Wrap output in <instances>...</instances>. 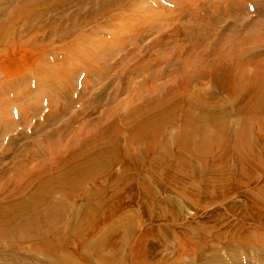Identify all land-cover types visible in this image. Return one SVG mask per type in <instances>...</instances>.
<instances>
[{"label":"bare ground","instance_id":"6f19581e","mask_svg":"<svg viewBox=\"0 0 264 264\" xmlns=\"http://www.w3.org/2000/svg\"><path fill=\"white\" fill-rule=\"evenodd\" d=\"M14 1L7 0L9 4ZM184 1L183 7H166V13L182 9L188 24L180 25V32L171 37L179 43L165 52L176 56L158 71H151L152 56L157 47L166 44H162L161 37L154 40V31H159L154 30L158 19L151 9L138 11L144 7L141 0H18L9 17L0 19V46L5 44L9 50L17 37L30 34L18 41L35 44L69 37L73 44L68 52L65 49L66 53L79 60L86 77L92 76L104 86L85 107V113L88 109L100 113L80 124L78 135L82 140L68 159L55 166L42 162L35 171L22 164L10 168L16 186L8 193L10 200L0 201V264H17L13 255L21 250L41 255L44 264H69L59 254L72 238L92 231L104 198L92 192L78 209L67 199L81 191L85 182L94 183L104 177L109 180L112 176L126 187L133 185L151 205L158 199L154 178L166 181L169 189L172 184L180 186L173 192L182 201L194 206H198L194 198L213 203L204 218L209 214V219L216 218L220 223L225 211L239 216V222L252 221V233L264 239V15L258 13L260 16L249 23L247 32L237 35L231 30V35L212 39L203 47L212 28L215 30L229 17L232 0ZM222 2L227 7L223 17L211 11L212 18L197 20L205 7L215 10ZM241 2L234 4L239 6ZM242 10L248 11L249 5ZM19 14L23 15L20 27L8 32L10 24L21 17ZM239 17L232 18L233 24L240 21ZM115 20L121 21L115 24ZM110 26L117 31L106 44L109 54L101 52L102 38L91 39V33H80ZM179 33L183 35L181 40ZM6 38L10 42L4 43ZM112 44L116 52L122 53L110 62ZM146 58L150 60L145 66L151 72L143 69L145 75L138 81L142 73L136 65L145 64ZM2 65L0 62L1 70ZM165 78L167 81L155 85L156 79ZM45 82L39 85L52 87V83ZM116 166L121 170L115 173ZM157 169L162 172L159 176ZM3 184L7 191L11 183L4 177ZM233 194L245 203L235 202ZM163 205L164 209L168 205L173 208L170 201ZM163 211L161 216L165 218ZM171 213L178 218L176 212ZM114 232L111 230L95 245L105 244ZM132 232L129 226L126 234ZM242 232L235 231L230 240L222 232L215 240L230 252L239 244L244 245L243 249L263 250L247 238L251 233ZM185 236L190 245H185L187 251L201 246L194 237ZM199 238L205 242L204 236ZM26 256L32 264H41L34 255Z\"/></svg>","mask_w":264,"mask_h":264},{"label":"rangeland","instance_id":"374dc122","mask_svg":"<svg viewBox=\"0 0 264 264\" xmlns=\"http://www.w3.org/2000/svg\"><path fill=\"white\" fill-rule=\"evenodd\" d=\"M17 1L9 4L7 0H0V10L2 9L0 19L5 20L9 17V14L13 12V7L16 8ZM141 1L144 7L139 8L138 11L151 9L157 16L158 21L155 20L154 30L159 31H154V40L161 37L162 44H166L157 47L152 56L154 64L151 71H158L164 68L169 58H175L176 55L172 52L166 53L165 51L176 42L179 43L177 39L174 40L171 37L175 32H180V25L188 24L182 14V9H169L166 13V7L173 4L183 7L185 1ZM236 1L242 0H232L229 17L220 25L215 26V30L209 28L211 36L209 40L203 41V47L210 44L209 41L212 39L231 35V30L237 35L247 32L249 23L260 16L257 14L264 15V0H243L239 6L234 4ZM154 2L157 5L153 4ZM256 2H259L258 7ZM247 4L249 10L241 11L244 6L247 7ZM219 5L221 7L215 10L211 9V6L205 7V11L200 12L197 20L212 18L210 16L212 13L223 17L227 7L223 2ZM237 15L241 16L238 18L240 21L233 24L232 18ZM20 16L16 22L10 24L8 32L20 27L23 15ZM120 21L115 20V24H119ZM114 26L98 30L92 27L80 33L87 36L91 33V39L102 38L99 46L101 52L105 51L109 54L106 44L111 42L112 33L117 31ZM41 33L42 31L38 35ZM30 36L32 34L19 39L17 37L11 43L9 50L5 44L0 46V62H3L2 70L0 69V201L10 200L8 193L16 186L12 182L13 172L11 171L13 169H10L11 167L22 164L30 171H35L38 169L36 166L42 162L47 166H55L60 161L68 159L77 143L82 140V136L78 135L80 124L88 118H96L100 113V110L91 113L89 109L85 113L86 106L92 103L94 97L101 93L104 86L97 80L95 82L92 76L86 77L83 74L85 68L79 60L74 56L71 57L70 52L66 53L65 49L67 48L68 52L70 45L73 44L70 38L63 37L51 42L46 39L35 44H23L18 41ZM182 37L183 35L179 33L180 40ZM128 38L131 39V37ZM8 42L10 41L6 38L4 43ZM88 42L83 44L87 46ZM112 45L110 62L119 59L122 53L116 52L118 49L116 50L115 44ZM130 47H126L127 50ZM165 58L166 60L162 61ZM148 60L150 59L146 58L145 64V61L137 63L139 74L144 72L143 69H146L147 73L151 72L145 66ZM144 75L145 73H142L137 80L140 81ZM41 81H47L53 85L51 88L42 87L39 85ZM164 81H167V78L156 79L155 85ZM63 88L64 92L61 93ZM170 130L173 131L175 128H170ZM9 169L10 171L7 172ZM120 170V167L116 166L113 172ZM20 172L22 173V169ZM155 173L158 176L162 174L158 169ZM4 177L11 183L7 191L3 190ZM112 180L114 176L109 180L106 177L100 178L94 183L87 181L81 191L67 199L68 204L78 209L85 203V196L91 195L92 192H97L100 197L104 198V203L95 215L92 231L86 236L82 234L72 238L67 247L62 250L63 252L59 254L69 264H264V239L252 233L249 226L253 223L252 221L239 222L237 221L239 216L229 215L225 211L222 212L223 221L220 223L216 222V218L209 219V214L207 218H204L213 209L211 206L213 203H208L203 199L197 201L194 198L192 200L198 206L191 205L182 201L173 192L180 186L172 184L169 189L166 181L159 182L156 178H154V190L158 199L154 205L148 204L142 193L136 191L133 185L129 184L126 187L119 181L110 182ZM231 198L237 203H245L242 197L235 194ZM165 201L172 202L173 208L171 209V205H168L170 209L168 207L164 209ZM162 208L165 210V218L161 216L164 212ZM171 211L176 212L177 219L173 218ZM129 226L133 227L130 235L126 234ZM222 226L224 229H220ZM111 230L115 232L108 237L105 244L95 245L106 235L109 236L108 233ZM235 231L251 233L252 238L250 236L247 238L252 239L263 250L244 247L245 250L247 249L245 251L244 245L239 244L236 250L230 252L223 246L224 244L215 240V236L222 232H225L230 240L235 235ZM185 234L201 242V246L196 251H187L185 245H190L186 243ZM200 235L204 236L205 242L200 240ZM178 241L183 242L179 245ZM211 246H216V248L212 249ZM20 252L19 255H13L18 261L17 264H32L26 255H34L38 258L37 262L44 264L42 256L35 254L32 250L30 252L21 250ZM118 257L122 260L118 261Z\"/></svg>","mask_w":264,"mask_h":264}]
</instances>
